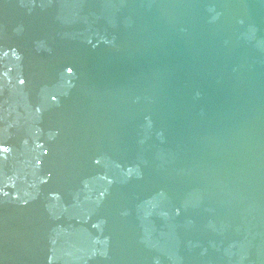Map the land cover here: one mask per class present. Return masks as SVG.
Returning a JSON list of instances; mask_svg holds the SVG:
<instances>
[{
  "label": "water",
  "instance_id": "water-1",
  "mask_svg": "<svg viewBox=\"0 0 264 264\" xmlns=\"http://www.w3.org/2000/svg\"><path fill=\"white\" fill-rule=\"evenodd\" d=\"M31 2L32 9L56 8L54 0ZM216 2L63 3L64 58L53 45L28 48L32 33L22 43L17 31L0 36V96L24 98L10 71L22 70L26 57L30 63L40 58L36 76H44L57 98L74 102V88L88 98L76 116L71 106L66 112L55 104L34 106L41 109L35 125L24 104L0 111V124L23 125L16 133L29 153L20 150L17 160L33 159L40 165L36 179L50 178V192L32 205L35 218H13L41 232L25 243L28 254L37 239L42 243L36 264H264V94H254L264 82L256 72L262 59L244 64L233 49L229 55L211 44L221 39L226 16L238 18ZM68 8L71 17L64 14ZM31 101L29 95L26 104ZM31 127L40 134L28 141ZM81 135L89 147L79 148L80 157L90 154L91 163L80 178L72 166L65 179L61 161L76 154ZM79 189L91 191L88 198ZM84 214L91 218L82 225ZM8 232L0 225L3 258L15 249Z\"/></svg>",
  "mask_w": 264,
  "mask_h": 264
},
{
  "label": "bare ground",
  "instance_id": "bare-ground-1",
  "mask_svg": "<svg viewBox=\"0 0 264 264\" xmlns=\"http://www.w3.org/2000/svg\"><path fill=\"white\" fill-rule=\"evenodd\" d=\"M54 1L56 3V8L53 7L48 8L43 5L44 7H41L42 10H40L37 8L35 9L31 8L33 6L31 0H4V4H3L4 10L0 11L4 16H0V24L5 25L4 26L5 29L4 30L2 29L0 31L1 33L0 36L2 35L3 37H5L6 34H8V32L15 33V31H17L22 34L23 38L19 41L20 43H22L21 41L25 42L28 34L32 33L33 39L28 40L25 43V45L28 48H32L34 50L36 46L38 45L41 46L40 43L42 44L45 43L49 47L53 45L55 49H58V51L56 52L57 53L56 57L64 58V56L67 54L65 51L66 47L64 45L65 40L64 39L62 40L63 34L58 35V33H60L59 32L60 19H62L63 23L64 21L67 22L66 17L64 15L62 16L63 13L62 11L65 5L68 6V3H66L68 2V0H61L62 1L61 7H58L60 0H54ZM82 1L84 0H73L70 2L68 7L71 8L72 3H74V7H75L77 2H80L77 5L79 7ZM180 1H183L184 3H191V0H180ZM192 1H195L197 2V4H202V5L203 3H208V4L217 3L216 1H219L223 5L227 4L225 13L231 14L232 16L238 18L233 19V18H228L226 16L225 18L226 22L223 21L221 22V24H219L222 28L221 33H219L220 38L222 40L219 39L218 41H216V43L215 41L212 42L211 40V44L213 43L212 45L214 46L216 45L218 48H220L222 51L226 52L229 55L232 54L231 49H233L235 51L234 52L235 54L232 56L235 57L238 56V60L242 59V62H244V64H245L244 60L249 61L253 56L261 58L262 64L261 65L256 64V72L264 76V57H263L264 56V0H192ZM177 2L178 1H175V3ZM46 4H48L47 1ZM182 5H183L182 3L179 4V6ZM69 8L65 10L64 14L66 15L68 14V17L69 16L71 17V12L69 11ZM44 9H46V11ZM194 12H196V10H194ZM37 18L41 20L40 25H37L39 22ZM69 28L67 29L63 25L61 30L67 33L69 31ZM217 30H218L217 28H214L215 36H218V33H216ZM38 31L41 32L36 33ZM236 46H238V48H235ZM28 52H30V50L27 51L26 54ZM26 54H24V56ZM31 54L32 53H30V55ZM47 57L49 58V55H47ZM229 60L231 59H226V60L223 59L222 63L224 62L226 63V61L227 63H229ZM40 63H41L40 58L37 59L36 62L30 63L28 61V58L25 57V61L23 62L24 65H22L23 67L22 70H21V66L17 67L16 69L15 68L11 69L10 73L12 72V76H13L12 81L16 82V86L19 89V92L22 91L24 93V98L20 97V95L17 96L16 98L13 97L7 98L5 96H0V111L6 110L8 105H13L20 109H23L24 107L26 109H31L30 111L28 110L27 120L30 124L33 125H35V118L38 117L37 114L41 110L40 109L37 111V109L34 108V106L39 107L40 104L42 105L55 104L57 105L55 111L58 110L61 112L63 111L66 112L67 106L68 107L71 106L75 116L78 115L77 112L83 109L82 103L87 104L88 98H86L84 102L81 90L78 88H74L75 90L73 94L75 97L74 102L64 101L63 99L64 96L62 97V95L57 98L55 89H53L50 85H48V87L46 88L44 82L45 81L44 76H40V77L36 76V74H38L41 71ZM229 66L231 68H234L232 64H229ZM258 68L261 69L262 72H260ZM51 74L53 77L54 73L51 72ZM46 77L47 79H50L49 75H46ZM50 82L55 83L54 80H51ZM258 82H259V86L255 89L254 94L256 95H261L262 93L264 94V82L263 83L261 81ZM18 89H14V90H18ZM51 94L56 95V97L55 98L52 97L50 100L49 96ZM29 95L30 97L32 96L35 99V102L34 101L30 102V104L32 105L26 104L28 103ZM76 97L79 100L76 99ZM256 99H259V97H256ZM79 102L81 104H79ZM22 104H24L23 105L24 107L22 106ZM42 112L45 111L42 110ZM263 119L264 118L261 117V120ZM12 125L13 124L10 125L8 123L0 124V206H1L0 225L1 227L2 225L8 226L12 230V232H8L7 235L10 236V238L13 240V242L10 244L15 246V249H13V251H10L9 253L6 252L4 258L1 257L0 254V260H2L0 264H32V261L34 262L37 260L39 251L42 248V243L40 242L39 239H37L36 248L31 254H28L27 251L29 250V247H27L25 243L28 242L27 237L38 235L41 232L34 234L37 228L27 231L23 223L16 222L13 220V218H15L14 216L20 218L22 217L35 218L36 214L38 213L35 212L37 205L35 206L32 205L37 200L40 199L43 191L50 192L51 188L49 187L48 189L45 190L50 178H47L43 183L41 182V179L40 180H38V178L36 179L37 174H40L39 171L40 165L36 164L33 159H28L27 164H24V162L17 160L20 150H21V154L24 153L28 154L29 151L28 149L23 150L24 142H21L22 138L16 133V128H22L23 125L14 126V127H12ZM30 129L31 132L29 131L30 133L27 132L25 135L26 138L28 136L26 140L29 141L31 135L34 136V139L35 138L38 139L40 132L39 131L35 132L34 127H31ZM24 130L25 129H23V131ZM10 135L12 136L10 137ZM12 142H15V144H12ZM84 142L86 141L82 136L80 139L77 140L76 144L78 146H76V154L72 155L70 158H65L61 161L62 174L69 175L65 177V179L72 177L71 174L68 173V170L72 166L74 167L73 176H76V178H80L83 172H85V174L87 173L86 172L87 166L85 165H90L91 163V160L88 159L90 154L81 155L80 157V151H79V148L81 149L83 147H89V145L84 144ZM6 150L9 152V154L6 153ZM29 156L31 157V155ZM32 158H34V156ZM13 163L15 165H12L11 167L10 164ZM16 163L17 166L21 164L19 170H15L14 168L16 167ZM12 169H14V171ZM15 173L16 174L18 173L17 177ZM15 177H16L15 180L12 179ZM24 186H26L27 189L23 188ZM22 189H25V192L28 193L26 196L23 195L19 196L20 191ZM35 189L37 190L35 191ZM79 191L80 193H78V195L80 198H88L87 193L91 192L88 190L83 191L80 189ZM82 193H86V194H82ZM3 199H5V201ZM14 200H18L17 205L15 207H8V205L12 204ZM16 212L17 215L13 214ZM90 218L91 217L89 215L84 214L82 219L83 220L82 225L84 224V221L86 222ZM45 223H48V221ZM71 224L72 222H70L69 220L65 222L62 226H60L59 229L61 231H64L68 229L69 225ZM82 225L80 226V231H79L80 233L82 232ZM34 237H32V242H34L33 240ZM36 263L37 262H34L33 264Z\"/></svg>",
  "mask_w": 264,
  "mask_h": 264
}]
</instances>
